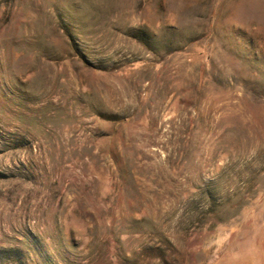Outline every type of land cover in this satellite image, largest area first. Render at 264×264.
Masks as SVG:
<instances>
[{
  "label": "rangeland",
  "instance_id": "rangeland-1",
  "mask_svg": "<svg viewBox=\"0 0 264 264\" xmlns=\"http://www.w3.org/2000/svg\"><path fill=\"white\" fill-rule=\"evenodd\" d=\"M258 4L0 0V264L262 254Z\"/></svg>",
  "mask_w": 264,
  "mask_h": 264
},
{
  "label": "crops",
  "instance_id": "crops-1",
  "mask_svg": "<svg viewBox=\"0 0 264 264\" xmlns=\"http://www.w3.org/2000/svg\"><path fill=\"white\" fill-rule=\"evenodd\" d=\"M261 250H262L261 252L262 254H260L259 257L249 262L248 264H264V249Z\"/></svg>",
  "mask_w": 264,
  "mask_h": 264
},
{
  "label": "bare ground",
  "instance_id": "bare-ground-1",
  "mask_svg": "<svg viewBox=\"0 0 264 264\" xmlns=\"http://www.w3.org/2000/svg\"><path fill=\"white\" fill-rule=\"evenodd\" d=\"M258 13L261 17H264V4H258Z\"/></svg>",
  "mask_w": 264,
  "mask_h": 264
}]
</instances>
